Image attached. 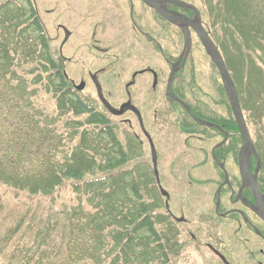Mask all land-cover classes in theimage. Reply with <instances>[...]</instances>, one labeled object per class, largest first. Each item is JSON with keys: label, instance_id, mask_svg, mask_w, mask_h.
Listing matches in <instances>:
<instances>
[{"label": "rangeland", "instance_id": "rangeland-1", "mask_svg": "<svg viewBox=\"0 0 264 264\" xmlns=\"http://www.w3.org/2000/svg\"><path fill=\"white\" fill-rule=\"evenodd\" d=\"M34 1L35 8H38L37 15L49 39L54 60L63 64L74 90L82 82L86 83L84 90L75 91L84 101H91L98 110L108 116L127 160L125 163H120V157L117 161V158L115 159L117 155L114 157L111 153L117 165L113 169L101 172L102 168L97 166L106 164L104 157L107 153L98 152L101 146L94 147L95 139H92L86 150L97 161L94 174L90 173L82 182L67 180L48 197L31 194L41 190V183L39 189L35 190L36 182L21 181L19 175L9 174L20 172L16 170L0 172V264H110L112 257L105 249L98 247L94 233L92 235L88 225L84 224V221L88 220V214H96L99 200H94L93 197L110 192H115L114 196H110L111 200L114 197L118 203H123V210H117L121 216L130 215L134 209L147 208L153 220L155 216L159 217L158 221H155L156 228L163 236L162 242L166 243L172 264H222L206 249L204 244L210 241L201 226L198 229L200 234L197 235L202 234V239L193 241L185 225L171 222L165 212L164 199L156 187L150 147L146 139L145 142H140V139L142 141L143 139L137 118L131 114L122 117L110 115L100 102L88 77L89 72L99 71L107 65L109 67L115 58H118L119 71L100 79L106 98L118 109L126 98L124 87L131 78L130 73L149 66L167 74L168 68L163 58L148 48L143 39L132 31L131 24L123 27L125 40L121 42L117 26L107 30L106 35L102 36L101 30L93 28V24L94 27L97 25L95 21H91L93 24L84 23L89 24L86 27L80 25L79 17L74 10L76 0ZM183 1L191 3L200 10L204 24L220 47L236 81L250 133L264 158V0H227L228 7L222 0H210L211 9L204 0ZM7 2L9 8L3 11L2 5ZM29 8L27 0H0V27L4 28L6 24L17 31V36L14 35L17 50L14 62L18 66L25 64L21 67V72L36 76L44 70L41 60L34 58V62L26 64L28 58H24L29 44H32V41L37 44L38 36V33L35 34V29L33 31L32 28L26 29L30 23ZM227 9L230 14H236L237 21L224 20L223 11ZM60 26L65 27L71 34L67 42H65V32ZM95 32L97 36L99 35L97 39L100 45L90 46ZM41 48V45L38 46V52H41ZM192 54L195 61L193 64H196L195 70L198 71L199 76L197 85L192 89L193 95L202 104L213 107V104L224 101V98L213 86L214 80L211 78L213 69L199 40H196ZM114 55L115 57H112ZM146 80L149 78L138 80L134 89V103L137 106L140 102L145 106L148 104L150 85ZM46 85V88L39 87L38 105L44 110L43 116L50 115L53 118L48 120L50 125L59 126L63 130L59 131V135L65 137L70 133L65 138L67 142L69 141L68 148L71 153L81 140L79 136L93 128L87 125L88 116H74L72 113L61 116L64 113L58 108L60 105L58 96L52 92V85ZM48 86L49 90H47ZM162 89L164 90V86ZM163 95L162 91L157 96L161 98ZM227 101L225 98L228 108ZM160 103L159 110L164 111L167 108L164 99H160ZM153 112V108L146 110L149 118ZM71 122L80 126L79 134H73L74 126L70 125ZM172 133L166 138H172ZM0 149L3 150L2 145ZM63 151L60 152L61 155L59 154L61 162H64L66 157ZM94 166L93 163L92 167ZM64 170L60 168V171ZM106 177L113 179L110 185H107L106 189H99L100 186H97L93 191L94 196L88 191L83 194L82 190L77 188L79 184ZM163 178L169 192L180 194L179 189L183 187L182 185L176 184L169 175H163ZM135 186L140 202L136 201L132 191V187ZM90 195L93 197L90 198ZM199 213L198 210L194 211L192 218L197 219ZM102 238L105 241V238ZM146 239L149 240L148 237ZM149 248L153 249L154 244L149 243ZM261 248L264 250V247L259 246L254 249L255 256L249 255L241 248L236 252V264H255L257 260L264 263V254H259ZM154 264H165L163 257L156 254Z\"/></svg>", "mask_w": 264, "mask_h": 264}, {"label": "flooded vegetation", "instance_id": "flooded-vegetation-1", "mask_svg": "<svg viewBox=\"0 0 264 264\" xmlns=\"http://www.w3.org/2000/svg\"><path fill=\"white\" fill-rule=\"evenodd\" d=\"M30 4L38 14L35 1L30 0ZM167 8L189 19L195 18L192 11L175 4L169 3ZM74 10L80 25L86 27L91 21H95L97 25L94 27L92 23L93 28L101 30L102 36L106 35L107 30L117 26L121 42L125 40L123 27L131 24L132 31L143 39L148 48L163 58L168 68L167 74L149 66L130 73L131 78L124 87L126 100H123L118 109L131 103L141 115L142 123L133 111L125 113L137 118L143 139L140 142L143 143L146 139L150 147L156 187L164 199L165 212L171 222L185 225L193 241L202 239V234L197 235L200 234L198 229L201 226L210 241L204 244L206 249L222 264L225 263L221 257L229 264H236V252L241 248L255 256L254 249L257 246L264 247V220L257 214L258 209H264V158L250 133L257 153L250 151L247 157L250 175L246 179L240 166L243 138L230 103L227 104L228 108L226 106L221 76L209 57L207 58L213 69V86L224 101L213 104L212 107L202 104L193 95L192 89L197 85L199 77L192 54L196 40H199L196 34L190 30L192 49L186 56V34L141 0H76ZM203 25L211 35L204 22ZM60 29L68 31L63 26ZM65 35L67 42L71 34L67 37L65 32ZM98 36L96 32L92 35L90 46L100 45ZM212 39L214 40L213 37ZM119 64L120 61L115 58L109 67L107 65L99 71L88 73L96 94L93 77H97L105 96L100 79L117 73ZM146 77L149 78L146 81L150 85L148 104L145 106L140 102L137 106L134 103V89L137 81ZM234 84L239 94L235 80ZM162 91L164 95L159 98L157 95ZM105 99L109 102L106 96ZM160 99H164L166 103L164 111L159 110ZM152 108L154 112L149 118L146 110ZM171 133L172 138H166ZM149 138L155 148L156 164ZM163 175H169L171 180L184 187L179 189L180 194H173L166 189ZM159 206L161 208V204ZM196 210L200 211L197 219L192 218ZM158 218L155 216L153 221L157 222ZM259 254H264L262 248ZM255 264L264 263L257 260Z\"/></svg>", "mask_w": 264, "mask_h": 264}, {"label": "trees", "instance_id": "trees-1", "mask_svg": "<svg viewBox=\"0 0 264 264\" xmlns=\"http://www.w3.org/2000/svg\"><path fill=\"white\" fill-rule=\"evenodd\" d=\"M204 1L211 9V1ZM222 1L227 7L229 6L227 0ZM2 6V10H6L9 8V2ZM29 9L30 23L26 29L32 28V31L35 29V34L38 33V36L37 44L32 41V44L27 46L28 52L24 58H28L26 64L34 62V58H39L38 61L41 60L44 70L36 76L21 72V67L25 64L18 66L14 62L17 56L14 35L17 36V31L6 24L4 28L0 27V145L3 146V150L0 149V172L13 170L20 172L9 174L19 175L21 181L36 182L35 190L39 189L41 183V190L31 194L48 197L67 180L82 182L90 173L94 174V169L97 167L102 168L101 172L115 168L117 163L111 153L114 157L117 155L115 157L117 161L120 157V163H125L127 156L108 116L98 110L91 101H84L73 89L63 64L53 58L49 39L31 4ZM223 18L234 22L238 20L236 14H230L228 9L223 11ZM180 37L182 38L181 35ZM40 45L41 52H38ZM250 77L249 75V79ZM45 83L52 85V92L58 96L60 102L58 108L64 113L61 116L69 113L74 116H88L87 125L95 130L84 131L79 136L80 142L71 153L68 148L69 141L67 142L65 138L70 133L65 137L59 135L62 129L59 126H51L48 120L53 118L50 115L43 116L44 110L38 105L39 87L46 88ZM49 88L48 86L47 90ZM70 125L74 126L73 134L80 133L79 125L72 122ZM92 139H95L94 147L101 146L98 152L107 153L104 157L105 165L97 166V161L86 150ZM62 150H64L62 153H66L64 162L59 159ZM93 163L94 167H92ZM60 168L65 170L60 171ZM112 180L107 177L98 181L90 180L79 184L77 188L82 190L83 194L88 191L94 196L93 191L97 186H100L99 189H106ZM132 191L136 201L140 202L136 186L132 187ZM114 193H103L102 196L96 197L90 195V198L99 200V203L96 206V214H88V220L84 221L89 227V232L92 235L94 233L98 247L105 249L112 257L110 264H120L121 260L122 264H154L156 254L163 257L165 264H172L166 243L162 242L163 236L158 233L147 208L134 209L130 215L125 214L123 217L117 211L123 210V203H118L114 197L112 200L110 198ZM147 237L149 240L146 239ZM149 243L154 244L153 249L149 248Z\"/></svg>", "mask_w": 264, "mask_h": 264}, {"label": "water", "instance_id": "water-1", "mask_svg": "<svg viewBox=\"0 0 264 264\" xmlns=\"http://www.w3.org/2000/svg\"><path fill=\"white\" fill-rule=\"evenodd\" d=\"M141 1L143 3H145L148 7L154 9L166 21L177 26L186 34L187 39H186L185 54H187V55L190 53L191 46H192V38H191V31H190V29H192L196 33V35L198 36L199 40L201 41L207 55L211 58V60L216 65V67L220 73L221 80H222L225 92L227 94L229 103L231 105L235 120L238 124V127L240 129V132H241V135L243 138V146H242L241 152H240V166H241V170H242L243 175L247 179L248 176L250 175L249 163L247 161V157H248L250 151H253L255 153H257V152H256L255 147L253 145V141L251 139V135L249 133V129L247 127V124H246V121H245V118L243 115L239 96H238L236 87L234 85V82L232 80V77L229 73V70L226 66V63H225L218 47L215 45V43L213 42V40L209 36V33L203 27L200 12L198 11V9L195 6L187 4V3L180 1V0H141ZM169 3L175 4L176 6H179L185 10L193 11L195 13V19L191 20V19H189V18H187L181 14L171 12L167 8V4H169ZM66 33H67V37H68L69 33L68 32H66ZM93 81H94V84L97 88L99 100L102 102V104L105 106V108L107 109V111L111 115H113L115 117H122L127 111H133L139 117L140 122L142 123L140 113L138 112L137 109H135L131 105V103L124 105L120 110L113 108L106 101L104 94H103L102 87L99 84V81H98L96 76L93 77ZM84 88H85V84L82 83L78 87V90L82 91V90H84ZM185 107L190 112L188 106L185 105ZM149 140H150L151 149L153 152V159H154L155 164H156L155 148H154L153 142L151 141L150 138H149ZM156 176H158L157 171H156ZM257 214L264 220V209H262V208L258 209ZM221 258L225 264H229L225 258H223V257H221Z\"/></svg>", "mask_w": 264, "mask_h": 264}]
</instances>
